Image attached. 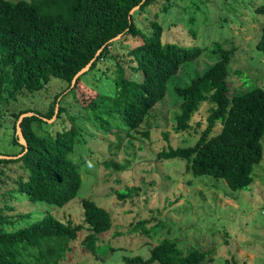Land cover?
Returning <instances> with one entry per match:
<instances>
[{
    "label": "trees",
    "instance_id": "16d2710c",
    "mask_svg": "<svg viewBox=\"0 0 264 264\" xmlns=\"http://www.w3.org/2000/svg\"><path fill=\"white\" fill-rule=\"evenodd\" d=\"M162 1L20 0L13 3L0 0V104L16 101L25 92L41 91L52 78L67 84L46 115L27 109L11 116L16 131L22 116L34 113L20 123L28 148L14 133L12 142L18 152L0 153L11 157L23 154L17 159H0V165L20 162L27 176L18 180L16 189L4 194V204L0 202V264L65 262L72 251L71 244L84 226L64 223L53 210L74 200L82 187L80 172L87 160H73L76 146L92 151L91 138L98 137L99 131L114 133L113 127H119L115 125L116 119L127 127L129 139L137 140L138 136L149 139L148 118L165 99H170L171 106L177 109L173 118L177 133L192 128L193 119L204 104L211 107L208 115L196 122L205 129L193 146L163 149L157 159L185 160L187 170L195 176L223 179L233 191H252L255 167L264 156V87L236 90L229 84L234 50L224 48L223 44L214 50L217 59L210 57L200 72L193 68L202 60L204 48L165 40L159 16L169 11V5L157 6L150 31L142 29L136 17ZM256 12L264 15V4ZM190 20L194 22L195 18ZM193 36L196 38L195 33ZM130 38L137 44L128 50L127 61L115 54L114 48L124 47ZM256 47L264 54V27ZM89 64L90 69L72 86L74 77ZM128 70L141 78L128 77ZM104 71L114 81L112 95L98 92L96 86L87 82L93 72L99 82ZM243 78L248 79L245 75ZM83 87L91 90V95L81 93L87 115L70 116V127L54 135L37 133L33 124H47L44 117L52 119L57 107V117L61 118L66 113L61 101L77 95ZM88 126L94 133H86ZM217 127L221 129L215 132ZM104 163L121 169L119 164ZM3 175L0 167V185ZM138 190L127 188L119 196L132 197ZM25 201L34 210L8 214L16 209L17 203ZM81 205L89 232L82 245L96 259L105 261L122 250L112 246L104 249L106 242L103 243L102 236L113 227L111 214L91 199H83ZM162 228L158 224L148 229L146 222L141 221L124 234L139 233L154 238ZM157 242L147 259L140 255L122 258L127 264L212 262V251L188 247L185 253L176 241L165 238ZM232 260L228 263L239 264Z\"/></svg>",
    "mask_w": 264,
    "mask_h": 264
},
{
    "label": "rangeland",
    "instance_id": "374dc122",
    "mask_svg": "<svg viewBox=\"0 0 264 264\" xmlns=\"http://www.w3.org/2000/svg\"><path fill=\"white\" fill-rule=\"evenodd\" d=\"M8 1L16 3L20 0ZM160 4L169 5V11L161 12L159 16L165 30V40L204 48L202 60L193 68L202 71L210 57H219L214 50L223 44L224 48L234 50L229 84L236 90L264 87V54L256 47L264 27V15L258 14L256 9L264 4V0H163L136 17L137 24L146 32L150 31V21L154 19L156 7ZM191 18H195V21L192 22ZM136 44L130 38L124 47L117 45L114 53L128 61V50ZM128 74L130 78H141L131 70H128ZM243 75L247 76L246 81ZM87 82L96 86L102 94L114 93V81L105 71L99 82L95 72L87 77ZM66 87L64 81L52 78L41 91L25 92L16 101L1 103L0 153L18 152L12 141L19 129L17 123L14 131L12 114L31 109L46 115L57 95ZM83 91L91 95V90L83 87L77 95H69L62 101L58 99L66 113L58 118L57 107L52 119L44 117L47 124H33L37 133L54 135L70 127V116H86L87 111L81 101ZM169 101L163 100L149 116V139L140 136L137 140L129 139L127 127L116 119L115 125L119 127H113L114 133L99 131L98 137L91 138L92 151L76 146L73 160H87L80 172L82 187L74 200L62 208H55L53 213L64 223L81 224L84 229L71 244L72 251L67 260L61 264H127L122 258L124 255H140L147 259L151 248L165 238L176 241L185 253L188 247L212 251V262L208 260L206 264H229L232 259L239 264H264V156L255 167L252 191H233L223 179L195 176L187 170L185 160L160 161L157 154L163 149L193 146L198 141L205 128L198 127L196 122L202 116L206 117L211 107L204 104L195 115L192 128L177 133L173 120L177 109ZM220 129L217 127L215 132ZM88 132L94 133L89 126ZM262 143L264 147V137ZM104 161L119 164L121 169L114 165L106 166ZM0 167L4 172L0 202L4 204V194L16 189L18 180L27 176L20 162L4 163ZM132 187L139 190L132 197L121 199L119 192ZM83 199L94 200L111 214L113 227L102 236L103 243L106 242L104 249L112 246L122 250L111 254L105 261L96 259L82 245L89 233L81 205ZM33 208L25 201L17 203L16 209L8 214H25ZM141 221L146 222L148 229L163 225L159 236L151 238L139 233L124 234ZM117 233L124 235L118 236Z\"/></svg>",
    "mask_w": 264,
    "mask_h": 264
},
{
    "label": "water",
    "instance_id": "95a60500",
    "mask_svg": "<svg viewBox=\"0 0 264 264\" xmlns=\"http://www.w3.org/2000/svg\"><path fill=\"white\" fill-rule=\"evenodd\" d=\"M137 8H135L133 11H135ZM101 52V51H100ZM99 52V53H100ZM92 64V63H91ZM91 64H89L88 66H86L85 68H83L75 77H74V79H73V82H72V86H74L75 84H76V82H77V80H78V78L80 77V76H82L83 74H85L89 69H90V67H91ZM26 116H28V115H23L22 116V118H21V120L18 122V137H19V141H20V143L22 144V145H24L25 147H26V149L28 148V144H27V142H26V140H25V138H24V135H23V133H22V131H21V127H20V123H21V121L23 120V118L24 117H26ZM23 155V154H22ZM22 155H20V156H16V157H11V156H2V155H0V159H17V158H19V157H21Z\"/></svg>",
    "mask_w": 264,
    "mask_h": 264
}]
</instances>
